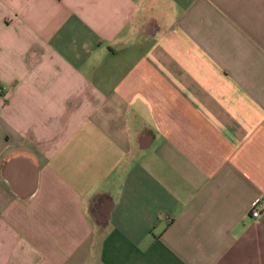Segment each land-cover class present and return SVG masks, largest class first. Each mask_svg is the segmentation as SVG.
I'll return each instance as SVG.
<instances>
[{
  "label": "crops",
  "instance_id": "1",
  "mask_svg": "<svg viewBox=\"0 0 264 264\" xmlns=\"http://www.w3.org/2000/svg\"><path fill=\"white\" fill-rule=\"evenodd\" d=\"M0 264H264V0H0Z\"/></svg>",
  "mask_w": 264,
  "mask_h": 264
},
{
  "label": "built area",
  "instance_id": "2",
  "mask_svg": "<svg viewBox=\"0 0 264 264\" xmlns=\"http://www.w3.org/2000/svg\"><path fill=\"white\" fill-rule=\"evenodd\" d=\"M261 208H262V204L259 201L254 204V208L252 212L254 218L261 217Z\"/></svg>",
  "mask_w": 264,
  "mask_h": 264
}]
</instances>
